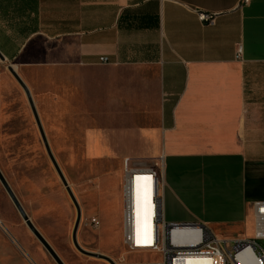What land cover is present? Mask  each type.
I'll return each mask as SVG.
<instances>
[{"label": "crops", "instance_id": "crops-1", "mask_svg": "<svg viewBox=\"0 0 264 264\" xmlns=\"http://www.w3.org/2000/svg\"><path fill=\"white\" fill-rule=\"evenodd\" d=\"M0 54V72L14 68L43 128L70 137L66 150L117 158L94 191L117 189L120 220L129 158L158 163L166 222L201 221L241 239L252 224L254 233L252 205L264 201V0H0ZM157 260L145 251L133 263Z\"/></svg>", "mask_w": 264, "mask_h": 264}, {"label": "rangeland", "instance_id": "rangeland-1", "mask_svg": "<svg viewBox=\"0 0 264 264\" xmlns=\"http://www.w3.org/2000/svg\"><path fill=\"white\" fill-rule=\"evenodd\" d=\"M44 131L81 207L77 230L80 245L110 256L117 264H134V257L145 251L123 245L117 189L110 187L103 195L94 191L96 177L117 172V158L91 160L83 151L66 150L69 136L53 134L52 128ZM0 170L34 225L65 264H109L74 247L71 232L75 207L45 151L22 89L8 70L0 72ZM245 232V238L252 239L253 225L249 224ZM257 243L264 248V238ZM0 264H56L29 230L1 183Z\"/></svg>", "mask_w": 264, "mask_h": 264}, {"label": "built area", "instance_id": "built-area-1", "mask_svg": "<svg viewBox=\"0 0 264 264\" xmlns=\"http://www.w3.org/2000/svg\"><path fill=\"white\" fill-rule=\"evenodd\" d=\"M214 18L213 13H198V19L206 24H213ZM240 55L239 46L237 57ZM157 167V162L138 167L131 164L129 158L123 160L121 227L125 247L156 253L159 260L149 264H187L188 260L195 259L206 261V264H240L237 260L238 254L249 248V260L253 264H264V248L257 243L264 238V201H256L252 205V239L218 236L201 221L166 222L162 215L159 194L161 174ZM137 191L141 198L142 212L146 217L140 233L135 223ZM93 221L98 224L97 220Z\"/></svg>", "mask_w": 264, "mask_h": 264}, {"label": "water", "instance_id": "water-1", "mask_svg": "<svg viewBox=\"0 0 264 264\" xmlns=\"http://www.w3.org/2000/svg\"><path fill=\"white\" fill-rule=\"evenodd\" d=\"M0 60H4V57L0 54ZM8 71L11 73V75L14 77L16 82L19 84V86L22 88L26 100L28 102L29 108L31 110V113L33 115L34 121L36 123L37 129L39 131L41 140L43 142V145L45 147V151L55 169L57 172L62 184L64 185L66 192L72 201L75 211H76V216H75V221L73 224L72 232H71V240L74 245V247L82 254L90 257H94L97 259H101L106 261L109 264H117L110 256L100 253V252H94V251H89L82 247L80 243L77 240V230L78 226L80 224L81 220V207L80 204L71 188V186L68 183V180L66 179L53 151L50 148L48 138L45 134L44 128L42 126L41 120L38 116L37 109L35 107L34 101L32 99V96L30 94V91L26 84L22 81L20 76L17 74V72L14 70V68L9 64L7 65ZM0 183L3 186L4 190L6 191L7 195L9 196L10 200L14 204L15 208L17 209L18 213L20 214L21 218L24 220L25 224L29 228V230L34 234V236L40 241V243L43 245V247L47 250V252L51 255V257L54 259L56 264H65L64 261L60 258V256L57 254V252L54 250V248L50 245V243L46 240V238L41 234V232L37 229V227L34 225L32 220L30 219L29 215L23 208L22 204L20 203L18 197L14 193L13 189L11 188L10 184L4 177L2 171L0 170Z\"/></svg>", "mask_w": 264, "mask_h": 264}, {"label": "bare ground", "instance_id": "bare-ground-1", "mask_svg": "<svg viewBox=\"0 0 264 264\" xmlns=\"http://www.w3.org/2000/svg\"><path fill=\"white\" fill-rule=\"evenodd\" d=\"M135 223H136V229H137L138 233H140L141 232L140 227H142V224L146 223V217L144 216V214L142 212L141 198L139 196L138 191H137V195H136ZM137 241H139V240H137ZM249 255H250V249L249 248L243 249L237 256L238 262L240 264H253L249 260ZM187 264H206V261L199 260V259L188 260ZM236 264H237V262H236Z\"/></svg>", "mask_w": 264, "mask_h": 264}]
</instances>
